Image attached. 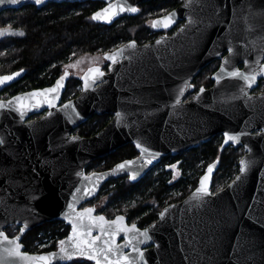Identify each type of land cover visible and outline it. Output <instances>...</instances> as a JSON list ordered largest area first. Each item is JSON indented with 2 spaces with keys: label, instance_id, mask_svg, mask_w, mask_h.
Listing matches in <instances>:
<instances>
[{
  "label": "water",
  "instance_id": "1",
  "mask_svg": "<svg viewBox=\"0 0 264 264\" xmlns=\"http://www.w3.org/2000/svg\"><path fill=\"white\" fill-rule=\"evenodd\" d=\"M89 1L105 3L96 13L109 4H126L139 11L138 5L150 0H42L40 5L35 0H19L15 5L5 0L0 4V12L26 5L40 9L49 4ZM138 11L122 12L110 22L102 18L93 22L109 26L120 18L138 14ZM173 12L176 15L170 27L154 28L170 30L177 21H182L171 36L162 35L142 45L135 42L134 47L130 46L134 41H130L106 53L111 55L124 50L122 55H117L114 64L104 55L111 70L98 77L96 83L90 82L87 90L80 78L81 91L76 98L61 104L66 78L57 94H49L57 97L53 100L55 107L49 108L43 96L24 95L43 90L38 89L17 95L24 97L26 106L32 105L25 108L23 118L16 110L15 101L0 109V140L3 141L0 144V231L6 234L4 229L11 225L24 228V232L16 236L22 245V237L27 231L45 222L60 221L70 227L69 234L62 239L67 241L72 226L65 219V213L75 216L85 208H93V216H104L96 213L94 206L82 207L98 196L104 184L122 177L131 183L137 182L162 157L196 148L212 136L221 134L223 147L244 148L239 167L241 161H245V172L241 173L239 168V173L229 184L213 193L215 162L208 184L210 195L196 191L207 167L197 186L183 200L166 205L156 221L147 227L141 229L135 224L140 231L146 229L151 237L141 244L133 240L143 252V259L131 246L124 247L123 232L118 234L116 245L136 259L137 264H264V92L252 93L257 81L264 77V71H261L264 66V0H190V3L183 0L161 17ZM157 41L161 43L157 44ZM229 48L233 53H229ZM219 59V68L212 75L213 86L203 88V93L200 88L192 98L185 100L194 92L192 81L195 76L204 66ZM225 59L229 60L228 70L239 69L241 64V72L256 71L257 80L252 87L221 73ZM94 67L98 66L89 68ZM186 84L191 86L185 87L181 103L176 105L179 90ZM4 86H0V90ZM12 98L0 102L7 103ZM66 104L70 105L67 109L63 107ZM44 111L43 116L27 120ZM104 114L112 118L94 135L86 138L71 135L91 116ZM225 133L238 136V142L229 140L225 143ZM73 137L77 139L73 140ZM137 143L158 154L151 164L145 163L148 154H142ZM126 144L134 146L138 153L136 157L104 171L86 172L91 162ZM125 161H134L131 171H112ZM131 172L136 173L135 179H130ZM238 176L239 180L236 179ZM93 185L95 190L85 195L84 189ZM69 204L73 205L72 209ZM161 212L165 213L163 219ZM117 216L104 217L111 221ZM123 217L124 225L131 227L133 224H128L127 218ZM85 224H88L87 220ZM104 227L114 229L115 225L105 224ZM98 235L100 229L97 226L92 229V236ZM129 235L138 237V233ZM98 243L103 247L102 240ZM0 245L6 247L7 241L0 239ZM21 252L28 257L58 253L59 245L56 250L41 253L26 252L22 245ZM80 259L95 264L94 260L83 257L72 260L57 257L52 264H70ZM0 264H30V261L24 256L10 257L0 251Z\"/></svg>",
  "mask_w": 264,
  "mask_h": 264
},
{
  "label": "trees",
  "instance_id": "2",
  "mask_svg": "<svg viewBox=\"0 0 264 264\" xmlns=\"http://www.w3.org/2000/svg\"><path fill=\"white\" fill-rule=\"evenodd\" d=\"M181 2L150 0L138 5V14L120 18L109 26L95 23L91 19V15L103 6L101 1L49 4L40 9L26 5L19 9L4 10L0 15L24 29L25 35L10 39L7 43L0 41V66L9 63L10 69L25 70L22 83L13 88L48 84L57 75L60 65L78 56L107 52L128 41L138 44L150 41L156 33L147 26V22L177 7ZM215 65L213 62L204 68L197 76L196 83L201 84L208 79ZM207 82L211 83L209 79ZM77 83L72 82L71 86L76 89ZM75 89L67 90L64 99L71 97ZM110 119L109 114L93 115L80 125L77 133L88 137L101 130ZM219 142L215 137L180 156L182 176L179 179L174 180L171 171L166 169L178 158L165 156L137 182L131 183L126 177L107 182L96 199L87 205L107 197L101 214L108 219L123 215L128 223L137 222L140 228H144L156 221L166 205L183 200L197 186L204 166L215 158L219 157V166L212 179L211 191L215 192L233 180L238 172V160L242 152L240 149L229 148L219 153ZM137 154L132 144H126L91 162L86 172L110 169L116 163ZM69 231L70 227L63 222H45L27 231L21 242L26 252H49L55 249L57 242ZM5 232L10 235L12 231L8 227ZM70 264L92 263L79 260Z\"/></svg>",
  "mask_w": 264,
  "mask_h": 264
},
{
  "label": "snow or ice",
  "instance_id": "3",
  "mask_svg": "<svg viewBox=\"0 0 264 264\" xmlns=\"http://www.w3.org/2000/svg\"><path fill=\"white\" fill-rule=\"evenodd\" d=\"M19 0H7V3L9 4H17ZM5 3V0H0V4ZM35 3L37 5H40L42 3V0H35ZM190 3V0H189ZM187 6V5H186ZM137 12L138 8L136 7H129L126 4H109L107 7L103 8L101 11H98L93 14L91 17L92 20L97 19H104L105 21L110 22L116 15L125 12ZM176 13H169L167 16L160 17L156 20H153L151 22V26L153 28H157L160 26H163L164 28H168L171 26L172 23H174ZM192 21L190 20L189 23ZM7 29H0V36H3L5 32H7ZM9 34H12L9 32ZM20 36H23L24 33L18 32L16 33ZM161 43V41H157V44ZM131 47L135 46V42H132L130 45ZM123 49L119 51L117 54H105V59L110 60L113 64L116 62L117 55L123 54ZM229 53H233V49H228ZM81 61H77L76 65L80 64ZM229 63L228 59H225L224 63L221 65L220 71L221 73H226L227 76L231 78H236L239 80L244 81L245 85L247 87H252V85L257 80V73L255 70L251 72H241L239 69H233L228 70L227 65ZM247 66V61L245 62ZM76 65H68L67 67H76ZM111 70V68H109ZM23 71V70H21ZM261 71H264V66L261 67ZM20 72L13 73L12 75H3L0 76V86H4L7 82L12 81L15 77L19 76ZM104 72L99 67L89 68L88 73L81 77V79L84 81V87L85 90L89 87V83H96L98 77H103ZM68 73L65 72L64 75H62L57 81L55 86L33 91L31 93L24 94L25 96L37 98L40 96H43L44 99L47 101V104L49 108L55 107L53 100L56 99V96H49V94H57L59 90L63 87V81L67 78ZM217 83H219L220 77L217 76ZM191 85H185L184 87H181L179 90V93L177 95L175 104L179 105L181 103L180 97L183 96L185 87H190ZM241 91L244 92V89L241 88ZM204 89H200V93H203ZM247 93H245L246 95ZM15 101L18 105V108L16 110L19 111L21 118L25 115V108L26 107H32V105H25L24 103V97L23 96H15L12 98V101L0 102V109H4L6 107H9L12 102ZM37 104H39V101H37ZM65 109L69 108L70 105H64ZM51 114V113H49ZM119 115V113L117 114ZM243 133H241L242 135ZM73 140L77 139L76 137L72 138ZM231 140L233 142H238V136H232L228 133H225V143H228V141ZM3 141L0 140V144H2ZM136 147L140 149L142 154L147 153V158L145 160V163L151 164L152 160L155 158L156 153H151L148 148L143 147L140 143L136 144ZM134 164V161H125L124 163L116 165L115 169L112 171L119 172L124 171L128 169L131 171V166ZM172 168H175L174 165L170 166ZM214 165H209L207 169V173L200 178L199 187L197 188V193L201 195H210L208 184L210 180V174L213 171ZM246 162L241 161V167L240 172L244 173L246 170ZM79 175V173H78ZM102 175V174H100ZM93 176H96L97 179H99V176L95 173H93ZM136 173L131 172L130 179H135ZM237 180L240 179L238 176L236 178ZM95 185H93L92 188H85L84 192L85 195L91 194L95 190ZM77 191H80L77 189ZM68 207L70 209L73 208L72 204H69ZM75 211V209H73ZM94 212L93 208H85L82 212H77L75 216L71 215L70 213H65V219L68 220V223L72 226V232L67 237V241L60 240L58 241L59 245V252L58 253H48L45 255H39L34 257H28L27 254H24L21 252L22 245L19 243V237H15L13 239H9L6 234L2 231H0V239L7 241V246L0 245V251L7 253L10 257H19L24 256L26 259L30 261V264H52L53 260L59 257V259L64 260H72L74 257H83L88 260H94L95 264H137V260L131 258L128 254H125L122 250V248L119 245H116V238L118 234L121 232L124 233L125 238V245L124 247L131 246L132 250L134 252L139 253V258L143 259V252L136 247V245L133 244V240L136 241L137 244L145 243L146 241L150 240L151 237L148 234V231L145 229L143 231H140L137 229L136 225L133 224L131 227H127L124 225V217L123 216H117L115 220H106V218L102 215L100 216H93L92 213ZM161 218L163 219L165 216L164 212L160 213ZM85 220L88 221V224H85ZM115 225L114 229L105 228L104 225ZM99 227L100 229V235L93 237L92 236V229L94 227ZM24 228L20 229V232H24ZM129 233H138L137 236H130ZM103 237H107V239H103ZM103 242V247L100 246L98 243L99 241Z\"/></svg>",
  "mask_w": 264,
  "mask_h": 264
},
{
  "label": "flooded vegetation",
  "instance_id": "4",
  "mask_svg": "<svg viewBox=\"0 0 264 264\" xmlns=\"http://www.w3.org/2000/svg\"><path fill=\"white\" fill-rule=\"evenodd\" d=\"M102 2V1H101ZM182 2H183V0H182ZM181 2V3H182ZM103 3V6H104V2H102ZM180 3V4H181ZM179 4V5H180ZM178 5V6H179ZM102 6V7H103ZM177 6V7H178ZM176 8V7H175ZM175 8H173V9H175ZM173 9H171V10H169V11H167L166 13H164V14H162V15H160V16H158V17H156V18H159V17H161V16H163V15H165V14H167L168 12H170V11H172ZM139 12V11H138ZM8 14H12V13H8ZM7 17H5L4 15H0V29H7L8 31L7 32H5V34L3 35V36H0V41H3V43H7V41L8 40H10V39H16V38H21V37H23L24 35H25V31H24V29H22L21 27H18V26H16V24L15 23H11L9 20H7L6 19ZM156 18H154V19H156ZM154 19H152V21L154 20ZM151 21V22H152ZM183 22L182 21H177L176 22V24H175V26L172 28V29H170V30H162V31H157V30H155L151 25L149 26L152 30H153V32H155L156 33V35H155V37L153 38V39H151L150 41H153V40H155V39H157L158 37H160V36H162V35H165V36H171L178 28H179V26L182 24ZM148 26V25H147ZM23 32L24 33V35L23 36H20V35H18V34H16V33H18V32ZM9 32L10 33H12V34H9ZM150 41H147V42H150ZM128 42H130V41H128ZM128 42H125V43H128ZM135 42V41H134ZM146 42V43H147ZM125 43H121V44H119L118 46H116V47H114L113 49H111L110 51H107V52H102V53H96V54H98V55H100L101 56V58H103V60H104V63L102 64V65H93V66H98V67H100L101 68V70L103 71V72H108V70H109V64H108V62H106V60L104 59V55L106 54V53H109V52H111V51H113L114 49H116L117 47H119V46H121V45H124ZM143 44H145V43H143ZM137 45H142V44H138L137 43ZM1 54H4V52H2ZM92 55H95V54H92ZM73 61V60H72ZM71 61V62H72ZM213 62H215V67L216 68H214V71L209 75V80H210V84H207L208 82H207V80L208 79H206V80H204V81H202V83L201 84H197L196 83V81H198V78H197V76L204 70V68H206L209 64H211V63H213ZM70 63V62H69ZM69 63H66V64H62V65H60V67H59V71H58V73H57V75L52 79V81L51 82H49L48 84H43V85H41V86H28V87H16V88H13V86L14 85H16V84H18V83H22V79H23V76H24V73H25V70L24 69H10V65H9V63L7 64V65H2V66H0V76H3V75H12L13 73H16V72H20L21 73V75L15 80V81H13L12 83H10V84H8V85H6V86H4L1 90H0V100H7V99H9V98H11V97H14V96H17V95H20V94H23V93H26V92H29V91H32V90H38V89H44V88H49V87H52L55 83H56V81L65 73V72H67L68 73V76H67V79H66V82H65V86H64V90H63V93H62V97H61V104H63V103H65V102H67V101H70V100H72V99H74V98H76L77 97V95L80 93V91H81V80H80V78H81V76L83 75H81V76H72V74H71V71L67 68V65L69 64ZM263 64H264V60H263V62H262ZM208 65H206V66H204V68H202L201 70H200V72L195 76V78L193 79V81H192V84H193V86H194V92L193 93H191V94H189L186 98H185V100H189L190 98H192V96L196 93V92H198L199 91V89L200 88H204V89H209V88H211L212 86H213V80H212V75L218 70V68H219V65H220V59L219 60H214V61H212V62H210ZM89 68V67H88ZM241 68H243V65H239V69H241ZM21 70H23V71H21ZM86 71V70H85ZM84 71V72H85ZM75 81H77L78 83L75 85L76 86V89H75V87L74 86H71V83L72 82H75ZM258 83H257V86H256V88L252 91V93H255V94H257V93H262V92H264V77H262V78H260L258 81H257ZM200 83V82H199ZM72 88H74L75 89V92H74V94H72V96L71 97H69V98H67V99H64V96H66L65 94H66V91L67 90H70V89H72ZM196 89V90H195ZM45 112L46 111H44V112H42V113H40V114H38V115H33V116H31V117H29L27 120H34V119H37V118H39V117H41V116H43L44 114H45ZM111 118H112V116H111ZM111 120V119H110ZM80 126H78V127H76L75 129H74V131L72 132V134L71 135H78V136H80V134L79 133H77V129L79 128ZM100 131V130H99ZM97 133V132H96ZM92 135H94V134H92ZM92 135H90V136H92ZM90 136H88V137H90ZM82 137V136H81ZM217 138L220 142H219V147H218V151H219V153H221L222 151H224L225 149H229V148H233V149H240V151L242 152V155L240 156V158H239V160H238V172L234 175V178L237 176V174L239 173V161H240V159L242 158V156L245 154V151H244V148L243 147H234L233 145H228V146H222V144H223V140H224V138H223V136L221 135V134H217V135H214V136H212L210 139H213V138ZM86 138V137H85ZM209 139V140H210ZM208 140V141H209ZM200 144H202V143H200ZM199 144V145H200ZM223 147V148H222ZM193 149V148H192ZM190 149H188V150H186V151H183V152H180V153H178V154H176V155H171V154H169V155H166V156H172V157H174V158H178V159H176L174 162H173V164H171V165H169L166 169L167 170H169V171H171V173H172V175H173V177H174V180H176V179H179L181 176H182V168H181V158L182 157H180V156H182L185 152H187V151H189ZM138 155V154H137ZM136 157V156H135ZM165 157V156H164ZM134 158V157H133ZM163 158V157H162ZM162 158H161V160H162ZM130 159H132V158H130ZM125 160H127V159H125ZM160 160V161H161ZM160 161H159V163H160ZM216 162V168H215V172H214V175H215V173H216V171L218 170V166H219V157H217V158H215V160L214 161H212V162H210V163H208V164H206L205 166H204V168L201 170L202 171V174L199 176V178L204 174V172L206 171V169H207V167L211 164H214ZM158 163V164H159ZM157 164V165H158ZM156 165V166H157ZM172 165H174L175 166V168H172V167H170V166H172ZM114 166V165H113ZM112 166V167H113ZM155 166V167H156ZM111 167V168H112ZM155 167H153L152 169H154ZM151 169V170H152ZM150 170V171H151ZM93 172V171H92ZM100 172V171H99ZM214 175H213V177H214ZM213 177H212V179H213ZM233 178V179H234ZM139 181V180H138ZM198 181H199V179H198ZM231 182V181H230ZM229 182V183H230ZM198 184V183H197ZM226 186V185H225ZM223 188V187H222ZM222 188H220V189H222ZM220 189H218V190H220ZM218 190H216V191H218ZM215 191V192H216ZM212 192V191H211ZM214 193V192H213ZM94 199H96V198H94ZM93 199V200H94ZM93 200H91V201H93ZM90 201V202H91ZM89 203V202H88ZM88 203H86L85 205H83L82 207H85V206H94V204L96 203V202H94V203H90L89 205H87ZM95 207V206H94ZM96 208V207H95ZM96 213H99V214H101L100 212H98L97 210H96ZM117 216V215H116ZM114 218V217H113ZM108 219V218H107ZM112 219V218H111ZM127 223H128V221H127ZM128 224H136L138 227H139V225H138V223L137 222H133V223H128ZM8 227H10V229H11V234L10 235H8L7 234V236L9 237V238H14V237H16L17 235H18V233L20 232V227L19 226H17V225H11V226H8ZM7 227V228H8ZM147 227V226H146ZM7 228H5V229H7ZM140 228V227H139ZM145 228V227H144ZM5 229H4V231H5ZM142 229V228H141ZM69 234V233H68ZM67 234V235H68ZM66 235V236H67ZM65 236V237H66ZM64 237V238H65ZM23 238V237H22ZM63 239V238H62ZM62 239H60V240H62ZM59 240V241H60ZM22 241V240H21ZM22 243V242H21ZM23 245V244H22ZM57 245H58V242H57V244H56V247H55V249L54 250H56V248H57ZM24 246V245H23ZM51 251H53V250H51ZM80 261H87V260H81L80 259ZM87 262H89V261H87ZM90 263V262H89Z\"/></svg>",
  "mask_w": 264,
  "mask_h": 264
},
{
  "label": "rangeland",
  "instance_id": "5",
  "mask_svg": "<svg viewBox=\"0 0 264 264\" xmlns=\"http://www.w3.org/2000/svg\"><path fill=\"white\" fill-rule=\"evenodd\" d=\"M151 21L152 19L147 22L148 26L151 25ZM77 61H81V63L76 65ZM103 63H104L103 58H101V56L98 54L95 55L84 54L78 56L68 64V65H76V67H67V68L71 71L72 76H81L88 67L93 65H102ZM106 201H107V197H103L101 200L97 201L94 204L98 212H100L103 209V206L105 205Z\"/></svg>",
  "mask_w": 264,
  "mask_h": 264
}]
</instances>
